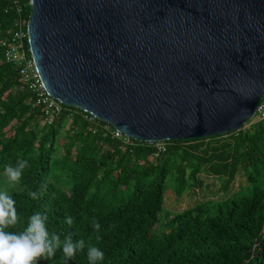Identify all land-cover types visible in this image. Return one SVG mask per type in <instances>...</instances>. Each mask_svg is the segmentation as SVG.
Masks as SVG:
<instances>
[{
    "label": "trees",
    "instance_id": "trees-1",
    "mask_svg": "<svg viewBox=\"0 0 264 264\" xmlns=\"http://www.w3.org/2000/svg\"><path fill=\"white\" fill-rule=\"evenodd\" d=\"M30 12V0H0V191L16 201L19 217L6 231L19 233L31 215L46 212L50 233L85 241L68 264H88L89 246L104 252L98 264H264V118L228 134L165 141L161 152L152 142L116 138L108 123L64 104L48 123L18 68L4 59L3 40ZM18 160L29 166L12 186L4 166ZM203 169L223 182L225 195L203 201L194 195L195 202L166 212L163 221L169 177L184 183L188 170L196 179ZM38 264H62L61 252Z\"/></svg>",
    "mask_w": 264,
    "mask_h": 264
},
{
    "label": "water",
    "instance_id": "water-1",
    "mask_svg": "<svg viewBox=\"0 0 264 264\" xmlns=\"http://www.w3.org/2000/svg\"><path fill=\"white\" fill-rule=\"evenodd\" d=\"M44 88L146 142L240 131L264 99V0H30Z\"/></svg>",
    "mask_w": 264,
    "mask_h": 264
},
{
    "label": "clouds",
    "instance_id": "clouds-1",
    "mask_svg": "<svg viewBox=\"0 0 264 264\" xmlns=\"http://www.w3.org/2000/svg\"><path fill=\"white\" fill-rule=\"evenodd\" d=\"M29 166L27 160H18L15 166L6 164L4 175L7 182L15 186ZM42 194V193H41ZM32 199H37L38 194L29 191ZM16 201L6 191H0V264H38L41 259L52 260L56 253L61 252L62 264H68L75 258L78 250H83L85 241H74L72 233H68L61 240L55 232L50 233L47 228L49 216L46 212L37 211L29 217L27 226L19 233L8 232L9 227L19 223ZM65 223L71 227L74 223L72 216H67ZM95 239L99 241L101 225L95 217L91 219ZM104 252L98 247L89 246L87 252L88 264H98L103 261Z\"/></svg>",
    "mask_w": 264,
    "mask_h": 264
},
{
    "label": "built area",
    "instance_id": "built-area-1",
    "mask_svg": "<svg viewBox=\"0 0 264 264\" xmlns=\"http://www.w3.org/2000/svg\"><path fill=\"white\" fill-rule=\"evenodd\" d=\"M28 21L23 18L18 19L9 36L3 40L4 59L7 63L13 64L18 68L20 75L23 77L29 89L35 93L36 105L43 106L45 110L46 122L51 123L59 116L63 110V104L57 99L53 98L42 83L39 73L36 69L35 61L33 59L30 46L26 45L28 40ZM29 43V41H28ZM259 118H264V99L258 106L256 115ZM88 119L94 120L92 115L87 116ZM104 128L111 133L114 137L119 138L125 142L130 141V137L125 136L122 132L118 131L110 124L104 125ZM155 143L158 151L166 150L165 142H152Z\"/></svg>",
    "mask_w": 264,
    "mask_h": 264
},
{
    "label": "rangeland",
    "instance_id": "rangeland-1",
    "mask_svg": "<svg viewBox=\"0 0 264 264\" xmlns=\"http://www.w3.org/2000/svg\"><path fill=\"white\" fill-rule=\"evenodd\" d=\"M258 118L259 117L257 114L252 119L251 124L254 123ZM251 124H247L245 126L249 127ZM188 171V176L186 180H184V183L182 182L181 177H169L167 181L165 205L161 214V218L163 221H165L164 214L166 212H180L186 204L195 202L196 197L194 195L199 197L202 201L213 198L220 199L223 195H225V192H223L221 188L223 182L219 178L215 177L213 172L203 169L199 173L198 178L195 179L190 177V170ZM239 180V178L236 179L234 186L229 190L228 193L232 192L233 189H236L238 187ZM201 182H203L202 186L200 185ZM181 186H184V188H181ZM200 186L201 188H199ZM194 189L196 192L195 194ZM180 193H182V195H180Z\"/></svg>",
    "mask_w": 264,
    "mask_h": 264
}]
</instances>
